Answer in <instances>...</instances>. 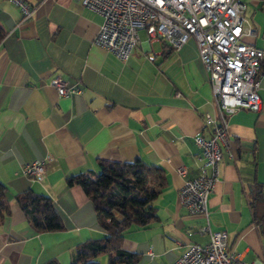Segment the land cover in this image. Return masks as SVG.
Returning a JSON list of instances; mask_svg holds the SVG:
<instances>
[{
	"label": "crops",
	"instance_id": "crops-1",
	"mask_svg": "<svg viewBox=\"0 0 264 264\" xmlns=\"http://www.w3.org/2000/svg\"><path fill=\"white\" fill-rule=\"evenodd\" d=\"M0 0V180L11 214L0 224V264L70 263L79 243L106 232L80 185L66 177L99 160L142 158L164 168L168 185L155 199L158 218L125 232L124 248L139 252L141 264H174L192 242L205 243L200 228L226 232V250L249 264H264V230L251 200L264 197V57L257 90L260 109L224 113L227 141L219 175L208 195V219L179 203L185 179L204 163L196 136L208 138L218 119L196 40L179 49L140 30L126 60L94 43L102 17L78 0ZM247 37L264 46V0H242ZM144 31V34L141 33ZM60 76L82 91L60 95L50 81ZM46 159L42 181L24 176V163ZM186 166L182 175L178 168ZM261 184V187H259ZM29 189L49 195L65 222L58 231L37 232L17 203ZM259 212L264 200L257 197Z\"/></svg>",
	"mask_w": 264,
	"mask_h": 264
},
{
	"label": "built area",
	"instance_id": "built-area-1",
	"mask_svg": "<svg viewBox=\"0 0 264 264\" xmlns=\"http://www.w3.org/2000/svg\"><path fill=\"white\" fill-rule=\"evenodd\" d=\"M26 12L27 6L14 0ZM86 8L98 13L102 23L94 43L126 60L140 42V30L149 38L160 39L173 49H179L190 38L197 43L202 64L207 72L218 119L207 116L212 124L208 138L198 135L196 142L202 149L204 163L199 173L185 179L178 193L179 203L189 213L208 219L207 200L219 175L221 148L227 141L224 113L238 108L260 109L257 92L264 46L247 41L255 30L243 18L242 0H78ZM262 35L264 37V26ZM50 83L60 95H73L82 90L67 86L60 76ZM47 170L46 159H34L23 164L21 173L42 181ZM186 166L178 168L182 175ZM208 236L207 242H192L174 264H249L226 250V232L211 230L208 221L200 228Z\"/></svg>",
	"mask_w": 264,
	"mask_h": 264
},
{
	"label": "trees",
	"instance_id": "trees-1",
	"mask_svg": "<svg viewBox=\"0 0 264 264\" xmlns=\"http://www.w3.org/2000/svg\"><path fill=\"white\" fill-rule=\"evenodd\" d=\"M5 34L0 23V42ZM99 167L98 171L89 169L66 177L68 185L81 186L93 203L99 226L106 232L79 243L74 259L67 264H102L99 259L103 255L107 256L106 264H141L142 254L124 248L125 232L132 226L147 227L158 218L154 201L168 185L165 170L142 158L134 161L100 159ZM257 197L264 200L262 195H257L250 204L256 221L264 230V213L258 210ZM15 199L37 232L65 228L63 216L49 195L29 189ZM10 214L7 187L0 180V224ZM44 264L63 263L51 259Z\"/></svg>",
	"mask_w": 264,
	"mask_h": 264
},
{
	"label": "rangeland",
	"instance_id": "rangeland-1",
	"mask_svg": "<svg viewBox=\"0 0 264 264\" xmlns=\"http://www.w3.org/2000/svg\"><path fill=\"white\" fill-rule=\"evenodd\" d=\"M141 33L144 34V31H141ZM95 238H97V237H95ZM99 260L102 261V264H106V262H107V256L106 255H103V256L100 257Z\"/></svg>",
	"mask_w": 264,
	"mask_h": 264
},
{
	"label": "bare ground",
	"instance_id": "bare-ground-1",
	"mask_svg": "<svg viewBox=\"0 0 264 264\" xmlns=\"http://www.w3.org/2000/svg\"><path fill=\"white\" fill-rule=\"evenodd\" d=\"M85 7V6H84ZM244 12V11H243ZM242 16H243V13H242ZM261 66H262V62H261ZM260 72H261V69H260ZM260 72H259V75H260ZM239 109V108H238ZM249 110V109H248ZM257 112V111H256ZM34 180V179H33Z\"/></svg>",
	"mask_w": 264,
	"mask_h": 264
}]
</instances>
